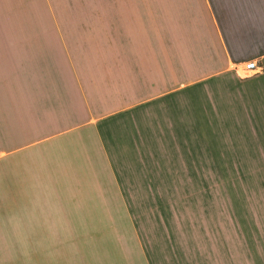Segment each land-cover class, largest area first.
<instances>
[{
	"label": "crops",
	"instance_id": "1",
	"mask_svg": "<svg viewBox=\"0 0 264 264\" xmlns=\"http://www.w3.org/2000/svg\"><path fill=\"white\" fill-rule=\"evenodd\" d=\"M0 162L36 186L18 218L0 174V264H264V178L31 212L114 162H264V0H0Z\"/></svg>",
	"mask_w": 264,
	"mask_h": 264
},
{
	"label": "rangeland",
	"instance_id": "2",
	"mask_svg": "<svg viewBox=\"0 0 264 264\" xmlns=\"http://www.w3.org/2000/svg\"><path fill=\"white\" fill-rule=\"evenodd\" d=\"M11 163L0 162L2 192H4L3 188L8 189V178L12 176L14 181L16 178L13 189L16 191L19 218V213L29 207V205H25L27 203L24 201V197L35 191L34 187L36 186L23 181L21 175L24 172L20 167V162H13L10 170ZM114 164L117 184H113L111 190L108 184L103 182L98 181L92 185L74 182L72 178L68 179L71 181L67 182L41 184V188H43L41 192L47 193L53 207H56L53 212L44 209L43 211L47 214L39 213L35 206L31 207L34 220L37 222L41 220L56 221L55 212L61 210L60 207L75 205L74 199L79 194L85 195L90 190L96 192L98 205H104L105 192L108 197L106 198L107 201H113L112 205H120L118 197L124 199L128 205H136V203L143 201L140 197L141 194L152 196L153 190L201 193L206 191L208 193V191H217L219 185H221L220 190H232L233 183L219 184L216 181L218 174L230 179L237 178L240 183L237 182L236 185L245 188H249V186L260 187L262 183L257 180L264 178L259 177L264 176V162H114ZM243 179L247 180L242 181ZM205 196L204 194V200H206ZM28 203L30 204L29 201ZM50 204L47 203V206L49 207ZM39 208L41 209V207Z\"/></svg>",
	"mask_w": 264,
	"mask_h": 264
},
{
	"label": "built area",
	"instance_id": "3",
	"mask_svg": "<svg viewBox=\"0 0 264 264\" xmlns=\"http://www.w3.org/2000/svg\"><path fill=\"white\" fill-rule=\"evenodd\" d=\"M242 68L240 69L242 75L244 76H249L252 74H256L258 72V70L256 69V64L254 61H249L244 63L242 66Z\"/></svg>",
	"mask_w": 264,
	"mask_h": 264
}]
</instances>
